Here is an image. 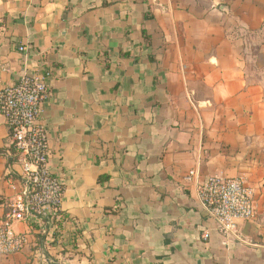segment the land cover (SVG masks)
<instances>
[{
    "label": "crops",
    "instance_id": "obj_1",
    "mask_svg": "<svg viewBox=\"0 0 264 264\" xmlns=\"http://www.w3.org/2000/svg\"><path fill=\"white\" fill-rule=\"evenodd\" d=\"M44 70L61 218L14 224L0 264H264V0H0V88ZM21 174L0 115V221ZM215 175L254 192L240 242L200 201Z\"/></svg>",
    "mask_w": 264,
    "mask_h": 264
},
{
    "label": "built area",
    "instance_id": "obj_2",
    "mask_svg": "<svg viewBox=\"0 0 264 264\" xmlns=\"http://www.w3.org/2000/svg\"><path fill=\"white\" fill-rule=\"evenodd\" d=\"M20 51H23L20 48ZM49 70L24 74L13 85L0 88V115L4 118L17 163L22 169L23 191L7 203L0 221V257L8 258L29 247V236L18 234L13 225H39L44 219L61 218V181L49 169V146L38 119L48 98ZM193 172L185 178L190 181ZM200 201L226 243L241 241V228L256 224L254 192L243 176H210L198 187ZM207 234L202 236L207 240ZM224 243V244H226Z\"/></svg>",
    "mask_w": 264,
    "mask_h": 264
},
{
    "label": "water",
    "instance_id": "obj_3",
    "mask_svg": "<svg viewBox=\"0 0 264 264\" xmlns=\"http://www.w3.org/2000/svg\"><path fill=\"white\" fill-rule=\"evenodd\" d=\"M250 227H251L250 224H246L245 225V231L243 233V236H247L248 235V231H249Z\"/></svg>",
    "mask_w": 264,
    "mask_h": 264
}]
</instances>
